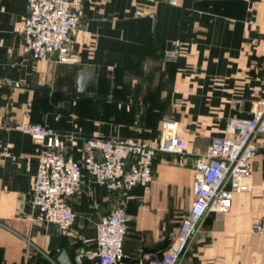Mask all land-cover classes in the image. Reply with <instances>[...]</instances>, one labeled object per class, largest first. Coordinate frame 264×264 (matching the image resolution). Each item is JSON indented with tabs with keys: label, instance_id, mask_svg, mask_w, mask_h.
<instances>
[{
	"label": "crops",
	"instance_id": "1",
	"mask_svg": "<svg viewBox=\"0 0 264 264\" xmlns=\"http://www.w3.org/2000/svg\"><path fill=\"white\" fill-rule=\"evenodd\" d=\"M26 0H0V264H50L78 246L94 249L95 223L122 205L129 226L125 262H147L171 242L191 199V158L231 117H250L264 78L262 0H83L69 44L76 63L51 54L34 60L21 49ZM174 60L163 55L174 47ZM196 69L192 70L191 67ZM95 74V88L75 94L77 72ZM47 84L46 92L23 84ZM163 119L176 123L180 155L155 151L152 181L112 191L85 174L66 198L74 212L67 230L32 220L26 197L37 144L14 128L24 121L72 134L63 151L75 159L89 136L155 140ZM252 192L232 194L227 210L207 212L177 264H264V132L254 137Z\"/></svg>",
	"mask_w": 264,
	"mask_h": 264
},
{
	"label": "built area",
	"instance_id": "2",
	"mask_svg": "<svg viewBox=\"0 0 264 264\" xmlns=\"http://www.w3.org/2000/svg\"><path fill=\"white\" fill-rule=\"evenodd\" d=\"M83 0H26L21 22V49L31 59L44 60L56 50L55 60L76 63L77 53L69 44V36L77 28ZM176 4L177 0H167ZM264 2V0H262ZM163 55L174 60L179 42ZM192 70L196 67L192 66ZM250 117H231L223 134L212 135L205 149L192 156V199L180 218L171 242L147 264H177L178 259L207 212L228 209L235 192H252L251 160L256 153L254 137L264 132V78L251 90ZM14 128L27 132L36 142V169L26 201L32 211L30 218L51 222L60 230L69 229L74 212L66 198L79 190L87 174L91 180L108 190L119 191L138 185L147 189L152 181V159L155 151L180 155L184 140L176 133V123L163 119L155 140L133 136H89L77 147L75 159L63 151L64 142L76 145L72 134L39 122H19ZM264 200V192L260 193ZM129 226L122 205L111 207L95 223L94 249L78 246L72 255L74 263L95 258L96 264H139L125 262L127 254L122 239Z\"/></svg>",
	"mask_w": 264,
	"mask_h": 264
},
{
	"label": "water",
	"instance_id": "3",
	"mask_svg": "<svg viewBox=\"0 0 264 264\" xmlns=\"http://www.w3.org/2000/svg\"><path fill=\"white\" fill-rule=\"evenodd\" d=\"M51 54L56 56V50L52 51ZM95 74L88 72H77L76 75V86L75 94L83 95L85 91H93L95 88ZM27 87L38 88L42 92H46L49 88L47 84H23ZM50 264H73L68 258H66L64 251L59 252L56 256L51 259Z\"/></svg>",
	"mask_w": 264,
	"mask_h": 264
},
{
	"label": "rangeland",
	"instance_id": "4",
	"mask_svg": "<svg viewBox=\"0 0 264 264\" xmlns=\"http://www.w3.org/2000/svg\"><path fill=\"white\" fill-rule=\"evenodd\" d=\"M124 190H126V189H124ZM185 211H186V209L184 211H182V214L181 215H183L185 213Z\"/></svg>",
	"mask_w": 264,
	"mask_h": 264
}]
</instances>
